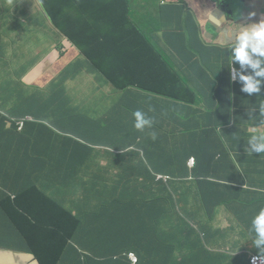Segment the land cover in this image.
<instances>
[{
    "label": "crops",
    "instance_id": "obj_1",
    "mask_svg": "<svg viewBox=\"0 0 264 264\" xmlns=\"http://www.w3.org/2000/svg\"><path fill=\"white\" fill-rule=\"evenodd\" d=\"M52 1L74 4L79 8L82 29L79 41L83 42L87 36L101 40L121 56H127V62L132 64L136 60L143 61L149 54L148 43L151 40L155 50L169 62L167 72L158 79V83L182 86L187 82L201 92L200 100L197 99L201 105L194 106L197 112H182L183 123L177 116L178 108L170 105L171 101H164L167 110L163 111L160 124L158 116L154 125L159 143L155 149L156 157L150 163L156 174L172 178L170 185L175 192L187 194V190H196L198 194H204V200L199 198L197 201L193 200L192 193L189 196L191 201L186 211L196 218L188 220L180 215L173 217L176 221L173 224H145L139 227L145 231L142 234L132 237L133 233H130L126 248L135 251L145 243L150 245L144 264H250L251 254H259L250 238V234L254 236L250 232L251 220L264 208V202L258 204L253 201L250 206L245 202L255 197L254 193L264 196V155L258 158L248 153L247 164L239 162L244 161L243 153H240L246 139L244 120L257 123V127L264 130V123L258 117V106L264 103V88L259 96L246 93L241 96L228 66L230 46L234 41H228L226 34L237 33L246 24L260 22L264 0H227L231 4L226 9L228 21L224 24H221V18L225 12L219 8L207 10L199 23L190 16V10L178 16L169 15L174 2L160 7L159 0H0V156L5 151L8 130L13 126L3 117L34 118L37 115V120H40L39 113L46 110L49 100L59 106L60 116L57 120L50 117L44 121L56 133L50 130V142L41 148L52 155L64 140L62 136L77 141L85 139L84 111H77L71 119L70 110L73 108L63 101L61 86L83 110L86 104L97 103V111L103 113L102 99L126 104L129 109L125 125L119 126L118 132L114 133L115 143L119 146L132 150L134 143L147 136L132 126L133 108L143 100L142 95L127 91L116 94L118 98L107 96L102 92L101 76H87L84 69L87 61L79 48V51L74 46L73 50L62 49V56L59 55L57 46L64 40L42 13L45 5ZM185 5L187 7L186 1ZM204 20L214 25L202 32ZM205 38L212 44L206 45ZM219 38H222L220 44L215 42ZM33 40H37L40 51L35 53L32 49H24L31 60L26 74L34 80L32 85H27L12 67L10 58L15 52L22 54L24 45ZM19 43L23 44L13 47ZM120 43L123 45L119 46ZM7 47L10 51L4 53ZM46 48H50L49 52L42 54L41 50ZM205 66L208 71L203 69ZM233 66L239 68L238 64ZM122 82L123 79L117 80L118 85ZM110 84L115 86L112 82ZM82 87L93 88L95 95H80L79 88ZM162 91L168 92L166 89ZM236 95L241 101L236 100ZM251 108H256L252 115L257 120H248ZM225 113L230 114L227 120H241V130L233 136L225 134V125L216 128L220 124L218 118ZM80 119L81 129L73 130L71 126H79ZM40 125L27 123L26 133L34 134L38 139L47 133L41 130L44 128ZM210 125L215 131L210 130ZM194 144L200 148L199 151L196 150L198 147L193 148ZM78 148L75 146L74 149ZM190 156L196 160L193 169L187 166ZM47 164L52 165L51 158ZM251 168L259 174L253 175ZM189 175L194 179L189 180ZM86 182L89 180L85 176L76 180V183ZM213 182L221 186L213 185ZM10 187L14 190L20 188L16 183ZM116 191L123 193L120 187ZM12 200H15V195H12ZM70 202L79 210L78 215L83 222L63 224V228H72L74 232L65 245L59 264H123V261H118L120 258H113L115 254L112 253L122 247L117 248L115 240L105 241L104 235L92 232L99 227L94 223L103 218V212L94 207L80 209L82 194L74 196ZM25 208L33 211L28 205ZM11 215L13 231L10 235L5 230L3 218H0V264H39L33 254L25 252L29 245L39 240L31 219L23 212H11ZM14 218L19 226L14 224ZM12 239L16 241L15 246L6 244Z\"/></svg>",
    "mask_w": 264,
    "mask_h": 264
},
{
    "label": "trees",
    "instance_id": "obj_2",
    "mask_svg": "<svg viewBox=\"0 0 264 264\" xmlns=\"http://www.w3.org/2000/svg\"><path fill=\"white\" fill-rule=\"evenodd\" d=\"M185 1L191 8L189 0H175V6L169 12V15L178 16L185 12ZM66 6L69 5L59 4L58 1L48 2L45 5V9L51 17L55 32L58 34L59 32L61 34L63 33L66 37L63 39L64 43L60 45L61 49L73 50V46L78 51L80 49L89 61L92 72L100 73L108 79L112 80V77L128 74L132 70V66L126 63L123 56H118L115 60L108 59L109 50L113 48L107 47L101 40L93 39L90 36L85 37L83 42L79 41L82 34L80 10L76 5L70 4V6L77 7L80 14L77 19L72 20L69 12L65 9ZM201 8L200 15L205 14L206 8L202 4L200 5ZM195 18L197 20L198 16ZM122 45L123 43L119 44V46ZM148 47V67H153L155 72L153 75L149 72H145L144 74L136 73V80L131 87L137 89V92L143 96V100L135 104L133 111L139 109L146 112L148 116L153 118L154 124H156L159 116L160 124L163 111L167 110L164 105L165 100L180 101L191 106L201 103L198 102L196 95L183 85L158 83V79L167 72L166 67L169 62L150 43H148ZM10 62L12 67L14 66L16 68L17 73L24 78L25 84L32 85L31 83H34L33 78L26 74V67L30 64L31 60L28 58L25 50L22 54L15 52L14 56L10 58ZM106 67V70H101ZM154 80H156L161 91L159 89V91L153 93L142 89L141 86H149L153 84L152 82ZM234 85L243 97L239 83L234 82ZM60 89L64 93L63 101L69 108H73L70 110L71 115L76 116L77 111H83L81 107L67 96L62 86ZM163 89L168 90V92H163ZM149 93L158 95L157 102L147 96ZM110 96H116L118 98V95L112 92ZM236 100L241 101V98L236 95ZM113 109L119 111L120 115L118 116L114 111H110L104 116V122L103 120L97 121L95 118L86 114L87 128L94 126L100 127L102 122L106 124L108 129H114V124L122 126V118L120 116L127 112L129 108L126 104H118L117 101H114L112 102V106L104 108V112ZM39 114V117H41L40 120H37L38 116L34 115L36 118L35 124H38L41 120L48 121L50 117L56 118L57 120L60 116L59 106H56L54 102L49 100L46 110ZM229 115V113H225L219 117L220 124L216 128L218 129L221 125H225V134L233 136L234 133L241 130V120H227ZM253 120H257V118ZM257 125V123L253 124L246 119L244 120L243 133L246 139L243 142V149L240 151V153H243L244 161L239 162L240 164H247L248 153L244 151V148L248 138L252 135L251 128L257 127ZM40 126L44 128L41 130L47 133L42 134L38 139L35 138L34 134L26 133V130L22 134L16 133V140H18L15 147L16 153L12 158L5 160V164L0 165V193L4 196V198L0 199V218H3L5 230L8 231L9 235L13 231V215H11V212H23L29 217L39 214L43 219H47L45 223H40L37 219L31 220V224L39 240L38 243L29 245L27 252L34 253L38 258L39 264L60 263L63 247V240L61 238L63 236L61 235L62 232H65L64 230L62 231L60 224L68 221H65V216L71 209L67 207L66 201L79 191L83 195L82 208L94 207L98 211L103 212V218L98 226L99 229L107 233L106 241H124L125 238H129L130 233H133L132 237L138 236L145 232L142 228H139L145 224L176 223L173 218L176 217L174 214L173 196L169 190L171 182L165 185L162 182L156 181L154 176L155 170L152 167L151 170H147L145 167H148V164L143 167L138 165V154H131L123 160L120 158L118 160L113 159L111 165L101 167L95 163L94 157L91 156L92 144L96 142L84 140L83 142H79V149L74 153L63 150L51 155L45 149L41 148L46 145L47 141H50V130L44 127V125ZM209 128L211 131H215L213 126L210 125ZM154 130L156 139L153 140L150 138L144 146L145 151H147L150 157L149 163L156 157L155 149L159 143L157 140V129L154 128ZM15 131L16 127L14 126V128L9 130L8 134L13 136ZM91 133L95 134L96 132L91 130ZM261 133H264V130H261ZM68 142L72 141L64 139L60 144L65 145ZM30 145L33 146L32 150L30 149ZM197 147L196 144L193 145V148ZM251 155L262 158L264 153H253ZM49 158L52 159V165L47 164ZM115 167L119 171L114 172L109 170ZM109 173L113 179L105 177ZM83 176L88 177L89 182L76 183V180ZM139 176H142L143 181H140ZM55 177L60 179L56 184L53 182V178ZM14 183L18 184L20 188L16 190L12 189L10 185ZM57 184L65 185L67 189H57ZM118 187L121 188L123 193L119 194L116 191ZM6 192L15 195V200L13 201L11 196ZM47 194H51L53 198H49ZM254 196L245 202V205L250 206L253 201H256L258 204L264 202L263 195L254 193ZM25 205L31 207L33 211L25 208ZM51 213L52 215H50ZM71 220L74 223L80 222V220L75 218H71ZM45 224H51L53 230ZM51 240L53 244L50 243ZM34 245L35 247H33ZM121 247L119 251L115 252L118 254V258H120L118 261H123V264H130L126 260L124 252L132 249L126 248L125 245ZM148 248H150V245L145 243L141 249H135L139 259L136 264L145 263L148 257ZM9 249H12V247H9Z\"/></svg>",
    "mask_w": 264,
    "mask_h": 264
},
{
    "label": "clouds",
    "instance_id": "obj_3",
    "mask_svg": "<svg viewBox=\"0 0 264 264\" xmlns=\"http://www.w3.org/2000/svg\"><path fill=\"white\" fill-rule=\"evenodd\" d=\"M171 2H175V0H159V6H164L165 4L171 3ZM206 3L208 4H213V8L212 9H216L218 8V2L221 1H215V0H205ZM203 7H205L204 4H202ZM45 9V7H44ZM66 11L69 12L70 17L72 18V20L77 19L79 17V10L77 7L75 6H66L65 7ZM190 7L189 4H187L186 13H189ZM202 8L199 10V16L197 21L199 23H201V16L206 15V13L201 14ZM208 10V9H207ZM42 13L44 14V16L51 22V17L49 16V14L47 13L46 9L43 10L42 9ZM263 19L258 22V23H249L246 24L244 26L241 27V29L237 32V33H228L226 34V39L228 41H234L231 46H230V57H231V61L230 64L228 65L230 70H231V79L233 82H237L241 85V92L248 94L249 96H251L252 94H257V96L260 95L262 88H264V14L262 15ZM249 19H247V21H249ZM246 21V22H247ZM59 35L64 39L66 38L65 35L59 32ZM149 43L155 48V45L151 42V40L149 41ZM57 51L59 53L60 56H62V49L59 46H57ZM163 56V54H161ZM118 56H121L119 53H117L114 49H110L109 50V55H108V59L111 60H115L116 58H118ZM83 57L86 59V66L84 69L87 70V72L90 69V63L87 60V58L83 55ZM164 57V56H163ZM124 60L127 62V56H123ZM139 59V58H138ZM166 60V59H165ZM239 65V68H235L233 65ZM132 70H130L128 72V74L126 75H120L117 77H112L111 79L106 78L104 75L100 74V73H96V72H92L95 75H99V76H103L105 79H108L110 82L114 83L115 86H121L117 84V80L118 79H122L124 76H132V79H130V83H128V86L126 90H116V91H112V93L114 94H125V92L127 91H135L137 92V89H135L134 87H131V85L135 82L136 78V73H141L144 74L145 72L143 71L144 67H148V63H147V56H145L143 58V61L141 60H136L134 61L132 64ZM248 69H251V72H248ZM83 70V69H81ZM80 70V71H81ZM238 77V80H237ZM124 104V103H122ZM259 109V114L258 117L261 118V122L264 123V103L260 104L258 106ZM84 129H85V134L86 137L85 139L89 140V141H94L96 143L92 144L91 147V156L94 157V161L97 165L101 166V167H108L109 165H111L113 159L118 160L120 159H125L128 158L129 155L131 154H138L139 155V159H138V165H140L141 167L145 166L146 164H148V167H145V169L147 170H151V166L149 163L150 157L149 154L147 153V151H145V144L146 142L152 138L153 140L156 139V133L154 130V120L152 117L148 116V114L142 110H135L132 113L133 116V128L138 131V132H143L144 134H146L147 136L142 139L141 142H137L134 143L135 145L133 146L132 150H128L123 146H119L117 143H115V136L114 133L118 132V127L116 124H114V129H112L113 133L110 135H101L100 133H97L100 131L102 126H105V123H101V126H94V127H89L87 128L86 126V110L84 109ZM256 111V108H251L248 112V116L249 119L248 120H253L256 117H253L252 113ZM1 116V115H0ZM125 116L127 117V112L123 113L120 118H122L121 123L122 125H125ZM71 119L74 118L73 115L70 114ZM3 118H5L6 122L10 121L13 126L12 128H14V126L16 127V131L14 133L13 136H10V134H8V139L5 143V151L3 156H0V163H2L4 161L5 164V160H8L10 158H12L15 153V147L16 144L18 142V140H16V133L17 134H22L25 130H26V125L29 122H35L36 118H31L30 116H27L26 118L24 117H6L4 116ZM92 118H95V120L99 121L102 120V113L97 111V115L93 116ZM34 119V120H33ZM0 122H1V118H0ZM39 124L44 125L45 127H47L49 130L53 131L47 124H45V122L43 120H41L39 122ZM79 126L75 127V126H71L73 127V130H77V128L81 129V119L78 121ZM155 125V124H154ZM11 128V129H12ZM91 130H94L96 133H91ZM9 132V130H8ZM54 133H56L55 131H53ZM60 135V134H59ZM62 136V135H61ZM64 137V139L67 140H71L72 142H68L65 145H60L56 150H54L53 154L61 152L63 150L68 151V152H72L74 153L76 150L78 149H74L75 146H79V141L74 140L73 138L67 137V136H62ZM50 141H47L46 144H48ZM83 142V141H81ZM30 149H33V146L30 145ZM244 151L246 153L249 154H262L264 153V133H261V129H259V132H254V134L250 135V137L247 140V144L244 148ZM190 158H193L195 163V157L194 156H190L187 160V166L188 168L193 169L195 166L193 164V166H189L188 161ZM3 165V164H0ZM116 166V165H115ZM109 170L117 172L119 171L116 167L115 168H110ZM155 176V180L162 182L163 184L167 185L169 182H171L172 178L170 176L164 175V174H156L154 173ZM160 176L163 177H168V179L166 181H164L163 179L160 178ZM106 178H110L113 179L110 176V173L107 174L105 176ZM189 180L194 179L191 175H189L188 177ZM140 181H143L142 178L140 179ZM215 184V182H213V185ZM216 186H221V184H215ZM172 196H173V202H174V214L176 217H181L180 215H184L186 216V219L190 220V218H196V215H191L190 213H188L186 211V208L189 206L190 204V194L192 193V198L194 201H197L199 198H201V200H204L205 196L204 194H198L196 190H187V194H180L178 192H175V190H173L170 186L169 188ZM8 195L11 196L12 199V195L9 194L8 192H6ZM82 192L79 191L77 192L75 195H73L72 198L67 199L66 201V205L68 208H71L65 216V221L68 220L66 223L68 224H81L83 222V220L80 218V216L78 215L79 210L74 207L75 205L72 203L70 204L69 201L74 199V196L81 194ZM1 195V193H0ZM47 196L49 198H53V196H51V194H47ZM47 202V199H46ZM73 207V208H72ZM80 209L83 210L82 206L80 207ZM52 215V213L50 214ZM71 218H75L80 220L79 223H74L71 222ZM101 220H98L97 222H95L94 224H100ZM65 224V223H64ZM46 225V224H45ZM47 227H49L51 230H53L51 227V224L46 225ZM60 227L62 228V231L64 230L65 232H62L63 237V247H62V252H61V256L63 254V250L65 248V245L67 243V241L69 239H72V234H73V229H65L63 228V224H60ZM250 232L254 233V236L252 238V243L253 246L255 248H257L259 250V254H251L250 258H249V262L250 264H256L252 261V259L254 257H258L260 263L259 264H264V208H261L258 213L252 218L251 220V228H250ZM100 234L104 235L105 239L107 240V233L102 231L101 229H99ZM68 235V236H67ZM64 238V239H63ZM105 240V241H106ZM137 240V238L135 239ZM50 243L53 244L52 240L50 241ZM128 244V240L127 238L123 240H119L116 242V247L120 248L122 245H127ZM117 250V249H116ZM115 251H113L112 253L115 254L113 256V258H118V254H116ZM27 252V251H25ZM129 252H133L136 257H137V262H138V256L136 254L135 251L130 250L128 252H124V256L126 257V260L129 261V263L131 264H136V263H132L131 260L128 258L127 254ZM31 253L35 256L34 253L32 252H28ZM36 257V256H35ZM36 259L38 260V258L36 257ZM39 262V261H38ZM59 264V263H58Z\"/></svg>",
    "mask_w": 264,
    "mask_h": 264
},
{
    "label": "rangeland",
    "instance_id": "obj_4",
    "mask_svg": "<svg viewBox=\"0 0 264 264\" xmlns=\"http://www.w3.org/2000/svg\"><path fill=\"white\" fill-rule=\"evenodd\" d=\"M189 1H190V4H191V8H190V16L191 17H197V16H199V10H200V5L201 4H204L205 5L206 11H207V9L209 10V9L213 8V4H208V3L205 2V0H189ZM220 4L223 5L224 8ZM220 4H218V7L222 11L225 12L224 15H223V17L221 18V24H224V23H226L228 21L227 18H226L228 12H227L226 9L230 6L231 2H228L227 0H222ZM212 10H214V9H212ZM203 24L204 25L201 26V31L202 32H204V30L207 29L208 26L214 25V23H212L209 20H204V23ZM221 41H222V38H219L215 42L218 43V44H220ZM22 44L23 43H19V44L13 46V47L18 48ZM205 44L209 46L212 43L210 42L209 39L205 38ZM206 45H204V46H206ZM28 48L29 49H32L33 52H35V53H38L40 51V47L38 46L37 40H33L31 42H28L27 44L24 45V47L22 49L24 50V49H28ZM49 50H50V48L43 49V50H41V53L42 54H45V53L49 52ZM9 51H10V48L7 47L5 49V51H4V53H7ZM163 65H164V63H163ZM5 67L6 66H4V68ZM106 69H107V67L105 69H101V70L104 71ZM203 69L205 71H208V68L206 66ZM143 71L144 72H149L151 75H153L154 72H155V69L153 67H144L143 68ZM87 76L89 78H95L94 74L92 73V69H89ZM122 79H123V82H122L123 84L121 86H112L110 84L109 80L108 79H105L102 76L101 77V81H102V84H103L102 92L105 93V94H107V96H109L112 91H116V90H121L122 91V90H125L127 88L126 85H128V83H130L129 81H130V79H132V76H124ZM152 83L153 84H150L149 86H141V87H142V89H145L147 91L156 93L157 91H159L160 88H159L156 80H154ZM182 85L185 86L186 88H189L192 91V93L194 95H196L197 99L200 100L199 99L200 98L199 96H200L201 92L195 86H193V85H191V84H189L187 82H183ZM79 93H80V95L82 94V95H86L87 96V95H95L96 92H94V89L93 88H90V87H82V88H79ZM147 96L150 99H152L153 101H155V102H157V99L159 98L157 94H150L149 93V94H147ZM97 105H98L97 103H88V104H86L85 105L86 114L88 116H91V117L97 115ZM170 105H174L175 108H178L179 113L177 114V116L179 118V121L182 122V123L185 122V120L183 118L182 112H188V113L191 112V111L197 112V110L194 108V106H191L190 104H187V103H184V102L171 101L170 102ZM200 105L201 104H197L195 106H200ZM110 106H112V103L109 101V99H107L106 101H104V99H102V109L104 107H110ZM110 111H114L115 114L118 115V116L120 115V112L117 111V110H114V109L113 110H107L106 112H103L102 113V117H103L102 120H103V122H104V116L107 115ZM252 132H253V134H254V132H259V127H253ZM99 133L101 135H110V134L113 133V131H112V129H108L106 127V125H105V126H102L101 127ZM84 140H87V139H80L79 142L84 141ZM199 149L200 148L198 147L196 150L199 151ZM251 171H252L253 175H258L259 174V172L256 171V170H254L253 168H251ZM58 181H60L59 178H56V177L53 178V182L55 184L58 183ZM56 187H57V189H67V186L62 185V184H57ZM33 217H35V218H33ZM29 218L31 220L37 219L38 222H40V223L47 222V219L46 218L43 219L39 214H35V216H30ZM14 224L16 226L17 225L19 226V223L16 221L15 218H14ZM92 232L93 233L99 232V227L97 229L93 230ZM250 238H251V241H252V238H253L252 234H250ZM93 243H96V240L95 239H93ZM6 244H9L11 246H15L16 245V241L14 239H12L10 241H7ZM33 247H35V245Z\"/></svg>",
    "mask_w": 264,
    "mask_h": 264
},
{
    "label": "built area",
    "instance_id": "obj_5",
    "mask_svg": "<svg viewBox=\"0 0 264 264\" xmlns=\"http://www.w3.org/2000/svg\"><path fill=\"white\" fill-rule=\"evenodd\" d=\"M188 164H189V166H193V164H194V159H193V158H190L189 161H188ZM160 178L163 179L164 181H166V180L168 179V177H163V176H160ZM127 256H128V258L131 260L132 263H136V262H137V257H136V255H135L133 252H129V253L127 254ZM252 261H253L254 263H256V264H259V263H260V261H259V259H258L257 256L254 257V258L252 259Z\"/></svg>",
    "mask_w": 264,
    "mask_h": 264
},
{
    "label": "flooded vegetation",
    "instance_id": "obj_6",
    "mask_svg": "<svg viewBox=\"0 0 264 264\" xmlns=\"http://www.w3.org/2000/svg\"><path fill=\"white\" fill-rule=\"evenodd\" d=\"M215 1H222V0H215ZM219 4L221 3V2H218ZM221 5V4H220ZM223 8H224V6L223 5H221ZM219 8V7H218ZM220 9V8H219ZM221 10V9H220ZM222 11V10H221Z\"/></svg>",
    "mask_w": 264,
    "mask_h": 264
}]
</instances>
